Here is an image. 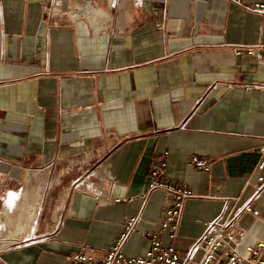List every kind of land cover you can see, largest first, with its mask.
<instances>
[{"label":"crops","instance_id":"obj_1","mask_svg":"<svg viewBox=\"0 0 264 264\" xmlns=\"http://www.w3.org/2000/svg\"><path fill=\"white\" fill-rule=\"evenodd\" d=\"M260 1L0 0V264L102 255L132 216L124 251L145 252L169 205L148 193L154 162L194 194L172 241L182 255L251 193L264 16L247 6ZM254 205L245 243L264 237V190Z\"/></svg>","mask_w":264,"mask_h":264},{"label":"built area","instance_id":"obj_2","mask_svg":"<svg viewBox=\"0 0 264 264\" xmlns=\"http://www.w3.org/2000/svg\"><path fill=\"white\" fill-rule=\"evenodd\" d=\"M247 7L252 12L264 16V0ZM257 48L258 45H250L247 51L254 54ZM192 163L197 168L210 169L209 162L197 156L192 158ZM165 167V161L151 165L148 193L162 190L169 205L165 208L159 228L144 232L143 236L149 240L145 252L127 254L124 251L139 221L138 216H132L126 220L123 230L104 254L97 255L94 248L83 246L69 254L67 264H264V237L254 243H245L247 230L240 222L243 214H260L254 204L264 190V157L259 159L247 181V186H252L251 193L246 197L236 198L224 216L209 222L206 231L194 239L183 255L172 241L178 235L183 205L194 194L184 182L162 180L160 175ZM148 193L142 194L141 197L146 198ZM161 234H165L168 242H164Z\"/></svg>","mask_w":264,"mask_h":264},{"label":"bare ground","instance_id":"obj_3","mask_svg":"<svg viewBox=\"0 0 264 264\" xmlns=\"http://www.w3.org/2000/svg\"><path fill=\"white\" fill-rule=\"evenodd\" d=\"M163 194H164V192H163Z\"/></svg>","mask_w":264,"mask_h":264}]
</instances>
